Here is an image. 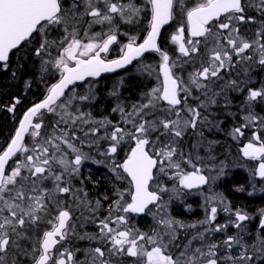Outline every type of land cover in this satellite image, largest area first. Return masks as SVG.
<instances>
[{
  "label": "snow or ice",
  "instance_id": "snow-or-ice-1",
  "mask_svg": "<svg viewBox=\"0 0 264 264\" xmlns=\"http://www.w3.org/2000/svg\"><path fill=\"white\" fill-rule=\"evenodd\" d=\"M172 23L175 56L159 43ZM134 61L156 84L130 100L114 82L98 116L103 74ZM29 62L45 92L0 144V264H264V209L245 239L252 217L214 191L227 140L247 139L240 155L264 182V0H0V73L18 79ZM85 161L112 173L102 199ZM193 190L204 218L177 219L170 206ZM142 214L149 231L132 223Z\"/></svg>",
  "mask_w": 264,
  "mask_h": 264
},
{
  "label": "rangeland",
  "instance_id": "rangeland-1",
  "mask_svg": "<svg viewBox=\"0 0 264 264\" xmlns=\"http://www.w3.org/2000/svg\"><path fill=\"white\" fill-rule=\"evenodd\" d=\"M175 26H176V24H175ZM173 32L174 31L172 30V33ZM171 34H170V36H171ZM170 36H169V38H170ZM169 44L173 45V44H171V41ZM173 52H174L173 56L177 55L175 50ZM136 73L140 74L138 71ZM141 76H143V75H141ZM138 82L141 85L136 87L134 90H133V88H131L132 90H129L130 85L123 84L122 89H121L122 95H128L130 100H135L138 97L139 93H141L142 91H144L147 88H150L156 84L155 79H154L153 83H150V82L146 83V80L143 81L144 83L141 81H138ZM113 84H106L105 82L104 83L100 82V89H99L100 97H99V100L96 104V114L97 115H101L100 108L107 109V108L111 107V105H112L111 99L108 101H105V99H108V98H104V95H107L108 90L111 88V86ZM133 87H134V85H133ZM43 88H44V85H42V87H40V89H43ZM36 98L37 97H30L29 100H27V102H29L28 104L34 102L36 100ZM26 104L27 103L22 101V108L21 109L17 108L16 113L7 112L9 114V117H10L8 120H9V122H11V125H12L10 127V130L13 129L12 127L15 126L14 123L18 122L22 113L25 111L23 109V107ZM3 109H4L3 106H1L0 107V115H1V113L2 114L4 113ZM21 110H23V111H21ZM6 116L7 115L4 114V118H7ZM115 118H116V116L114 114L113 119H115ZM2 134L0 133V144H2L4 142L5 136L8 133H6L5 135L4 134L2 135ZM249 135L250 134L248 133L247 137H250ZM220 139L223 140V137H220ZM243 142H244V139H242L239 142H234V141L231 142L230 140L225 141V143L227 145V150L230 152L229 160L231 161V163H230V166L225 170L227 174L224 177H222L220 180H218L216 182V184L214 185V191L216 193L222 194L227 199L225 194L221 193L220 190L218 189V183L219 182L224 183L228 179V184H230V185H228V184H226V185H227V188L229 189L228 191L232 192L231 184H233L234 179H235V178H232V174L234 173L235 170H237V171H240V173H241V174H238L237 176H241L240 180H241V183L245 189L244 193L248 197L252 198V200L257 199V201L259 202V198H257V197H261L264 194V182H261L258 179L252 180L250 178V167L254 166L255 162L247 161L246 159H244L240 155L239 150L243 146V144H244ZM121 155H123V154H121ZM97 157H96V159H97ZM97 160H99V159H97ZM103 165L105 167H107L106 164H104V163L97 164V163H94L92 161H85L81 167V175L84 178V185L87 188V190H88V192L92 198H101L102 199V194H104L106 192L110 193L109 189H110V187H112L113 176H112L111 172L107 173L104 171H101V172L98 171V169H100V167ZM228 177H230V178H228ZM253 184L256 185L255 189H253V187H252ZM88 187L90 189H88ZM193 199H198L197 206L200 207V209L202 210V213L200 214V216H201V219H203L204 215H205L204 207H203L204 197L202 195L198 194L197 191H193V193L191 195L187 196L182 201L178 200V201L173 202V204L170 206L171 214L173 216H175L174 211L179 210L177 208L178 206L180 207V210L185 209V211H187L188 214H192L193 213L192 209H189L186 206L185 201L191 203V200H193ZM227 201H228V199H227ZM263 203H264V201H263ZM250 205H252V204H250ZM261 209H264V205L262 203H256V204H254V208H252V209L248 208L245 210V212H247L253 218L255 216H260V210ZM149 219L151 220L152 225H153V219H152V216L150 214H149ZM180 220L195 221V220H200V219H198L196 216H193V218L192 219L190 218V220L184 219L183 217H180ZM90 226L91 225H89L88 227H90ZM258 234H259L258 229L253 228L252 224L246 226L245 239L251 240L253 236H256ZM227 235H230V234L227 233ZM216 237H217V234H213L212 239L217 240ZM257 264H259V262H257Z\"/></svg>",
  "mask_w": 264,
  "mask_h": 264
},
{
  "label": "flooded vegetation",
  "instance_id": "flooded-vegetation-1",
  "mask_svg": "<svg viewBox=\"0 0 264 264\" xmlns=\"http://www.w3.org/2000/svg\"><path fill=\"white\" fill-rule=\"evenodd\" d=\"M175 28H176L175 23H172V24L168 25L167 27H165L161 33V37H160V41H159L161 47L168 50L170 52V54H172V55L174 53L173 51L175 50L176 46L175 45L170 46L168 44L170 43L169 36L172 33V30L175 31ZM117 55H118V49L114 48L113 51L110 53V58H115ZM146 55H147V61L148 62L155 64L158 61V57H156L155 54H146ZM137 69H138V64L136 61H134L130 67H127V68L122 69L118 72H115L114 74L109 75L107 77L101 78V82H103V83L105 82L106 84H113L114 82L121 80V79L124 81V84L130 83L133 81L143 82L144 80H146V83L147 82H150V83L154 82L155 78H146L145 76H141L140 74L136 73L138 71ZM257 78L258 79H264V72H258ZM123 96L129 98L128 95H123ZM104 98H107V95H104ZM38 100L39 99L37 97L35 101H38ZM108 100H110V99H105V101H108ZM108 111H109V108H107V109L100 108L101 114H106ZM262 114H264V113H262ZM231 123H232V121L229 120L228 124H231ZM247 134L248 133H246V136H247ZM249 134H250V132H249ZM246 142H247V139H244L243 143H246ZM98 159L103 160V157L98 156ZM98 171H100V172L104 171V172L110 173L109 168L105 167L104 165L101 166L100 169H98ZM238 174H241V173H240V171H237V170H235L234 173L232 174V178H235L233 184H231L232 192L228 191L229 189L227 188V185H226V184H228V179L224 183L219 182L218 183V189L220 190L221 193L225 194V196L227 197L228 202L230 203L232 208L242 209L244 211L248 208L252 209V208H254V204L260 203V202H257V199H254V200H256V203H253L252 198L248 197L244 193V191L241 192V191L236 190L237 188H239L241 186L243 187L241 180H240L241 176H237ZM228 178H230V177H228ZM228 185H230V184H228ZM111 189H112V187H111ZM111 189H109V192H111ZM193 191H196V190H193ZM257 198H259V197H257ZM197 203H198V199L191 200V203L185 201L186 206L191 205L190 209H192L193 213L188 214L187 211H185V209L180 210V207L178 206L177 208L179 210L174 211L175 217H177L178 219H180V217H183L184 219L190 220V218L192 219L193 216H196L198 219H201L200 214L202 213V210L200 209V207L197 206ZM250 204H252V205H250ZM259 218H260V216H255L251 220L244 222V224L246 226L252 224L253 228L258 229ZM228 219H229V215L221 211L218 214L217 223H221V224L226 223L228 221ZM131 220H132L133 225L138 227L141 231H149L152 227V222L149 219V214H142L139 216L133 215L131 217ZM87 230L88 231H94L95 229L93 226H90L87 228ZM237 231H238L237 229L230 226L227 233L230 235H233ZM216 234H217V237H216L217 240H221L225 236V233H216ZM81 246H83L82 243H81Z\"/></svg>",
  "mask_w": 264,
  "mask_h": 264
},
{
  "label": "trees",
  "instance_id": "trees-1",
  "mask_svg": "<svg viewBox=\"0 0 264 264\" xmlns=\"http://www.w3.org/2000/svg\"><path fill=\"white\" fill-rule=\"evenodd\" d=\"M168 45H170V44H168ZM30 77L34 78L35 82L32 84V87L30 90H26L24 88V81ZM127 84L130 85L129 90H132L131 88H133V90H134L136 87L141 85L138 81H133V82H130ZM42 85L43 84H41L39 82L38 76L36 75V69L31 66V62H29V65L27 66L26 71L18 79L14 80L9 73H0V107L9 104L11 101V98L14 96H19L21 98V100L27 104L29 103V102H27V100H29L30 97H38V99L42 98L43 94L45 92V87L43 89H40V87H42ZM133 85H134V87H133ZM32 103H30L28 105L26 104L27 106L25 105L23 107V109L26 110L27 107H29ZM17 108L21 109L22 104L19 105ZM3 111H4V113L3 114L1 113V115H0V133L1 134L3 133L4 135L6 133H8L5 136V139H6L10 135H12V133L14 132V129L16 128L17 123H14L15 126L12 127L13 128L12 130H10V127L12 125H11V122H9V120H8L10 118L9 114L7 113L6 109H3ZM21 111H23V110H21ZM4 114L7 115L6 116L7 118H4ZM97 159H98V157H97ZM88 189H90V188L88 187ZM110 189H111V187H110ZM252 201H253V203H256V200H252ZM263 201H264V196L259 197V202L264 205Z\"/></svg>",
  "mask_w": 264,
  "mask_h": 264
},
{
  "label": "water",
  "instance_id": "water-1",
  "mask_svg": "<svg viewBox=\"0 0 264 264\" xmlns=\"http://www.w3.org/2000/svg\"><path fill=\"white\" fill-rule=\"evenodd\" d=\"M166 26H168V25H166ZM166 26H165V27H166ZM163 29H164V28H163ZM163 29L161 30V33H162ZM130 66H131V65H128V66H126V68H127V67H130ZM123 69H125V68H123ZM120 70H122V69H117L116 72H118V71H120ZM114 73H115V72H114ZM111 74H113V73H105V74H103L102 77H104V76H109V75H111Z\"/></svg>",
  "mask_w": 264,
  "mask_h": 264
}]
</instances>
